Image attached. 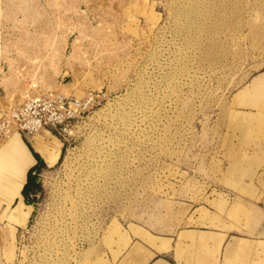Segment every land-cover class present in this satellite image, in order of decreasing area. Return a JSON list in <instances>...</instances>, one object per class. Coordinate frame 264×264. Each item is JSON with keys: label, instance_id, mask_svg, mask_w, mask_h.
Segmentation results:
<instances>
[{"label": "rangeland", "instance_id": "1", "mask_svg": "<svg viewBox=\"0 0 264 264\" xmlns=\"http://www.w3.org/2000/svg\"><path fill=\"white\" fill-rule=\"evenodd\" d=\"M0 78L5 107L34 79L109 98L25 225L0 176V264H117L131 233L199 220L264 240V0H0ZM244 242L238 260L264 264Z\"/></svg>", "mask_w": 264, "mask_h": 264}, {"label": "crops", "instance_id": "2", "mask_svg": "<svg viewBox=\"0 0 264 264\" xmlns=\"http://www.w3.org/2000/svg\"><path fill=\"white\" fill-rule=\"evenodd\" d=\"M4 89H6L5 86L0 85V93ZM15 134L18 135L19 143L25 154L26 171L22 178H18L8 171L0 170V176L8 185L22 184L20 194L9 201L11 207L13 205V207H16L21 201L25 205L27 204L22 191L28 181L29 169L38 163L33 150L40 155L41 160L46 165L45 167H53L61 160L67 144L49 129H43L34 134ZM55 145H58L57 157L51 165L42 150H52ZM33 173L35 174L36 171H33ZM37 175L38 181H40L41 172ZM33 196L34 194H31L30 197L32 198ZM36 196L38 197L39 194H36ZM9 202L6 201L4 193L0 191V207L4 209L3 212L8 209ZM29 205L33 206V211L35 208L34 204ZM195 215L198 218L197 214ZM199 222L201 223L199 226L181 229L176 236L157 237L153 235L152 238L146 237V242L143 238L136 237L131 233L130 244L120 254L117 264L122 260L123 264H251L256 253H250V260H248V254L245 256L244 261L237 258L240 246L243 245L242 243L245 241V244L251 245L254 242L255 245H259L261 248L264 247L263 239L256 240L246 235L233 234L231 229L213 226L208 220H205L206 224L202 220H199ZM15 227L18 230V226ZM152 239L163 241H154ZM241 240H243L242 243ZM260 252L264 254V251ZM261 253L258 254L259 257L262 255Z\"/></svg>", "mask_w": 264, "mask_h": 264}, {"label": "built area", "instance_id": "3", "mask_svg": "<svg viewBox=\"0 0 264 264\" xmlns=\"http://www.w3.org/2000/svg\"><path fill=\"white\" fill-rule=\"evenodd\" d=\"M22 102L0 104V141L15 133L34 134L49 129L66 143L76 140L81 124L108 101L107 91H90L82 97L47 89L32 80Z\"/></svg>", "mask_w": 264, "mask_h": 264}, {"label": "bare ground", "instance_id": "4", "mask_svg": "<svg viewBox=\"0 0 264 264\" xmlns=\"http://www.w3.org/2000/svg\"><path fill=\"white\" fill-rule=\"evenodd\" d=\"M18 138H19L18 135L15 134L6 140H3L4 144L0 147V170L3 167L5 169H7V171H9V173L15 175L18 178H22L24 176L25 171H26L25 154L21 148V145L19 143ZM3 141H1V142H3ZM58 145H55L54 148L52 150H49V151L48 150H46V151L42 150L44 155L46 156L48 162L51 165L56 160ZM13 185H15V184H13ZM21 187H22V184L19 183L18 186H16L17 189L12 190L14 193L13 199L17 195L20 194ZM31 211H32V206H26L21 201L19 205H17L16 207H13V212L11 214H9V219H10L11 223H13V224L18 223V225H25L27 223L26 221L28 220V218L31 214Z\"/></svg>", "mask_w": 264, "mask_h": 264}, {"label": "trees", "instance_id": "5", "mask_svg": "<svg viewBox=\"0 0 264 264\" xmlns=\"http://www.w3.org/2000/svg\"><path fill=\"white\" fill-rule=\"evenodd\" d=\"M33 150V149H32ZM33 153L35 157L38 159V163L33 166L32 168L29 169L28 172V181L25 184L23 188V195L25 196V202L27 203L26 205L31 206L29 204H36V199L37 196L36 194H39L40 191L42 190V185L40 184V181H38V173H40L43 168H45V163L41 160L40 155L33 150ZM33 171H36L34 174ZM31 194H34V196L31 198Z\"/></svg>", "mask_w": 264, "mask_h": 264}]
</instances>
